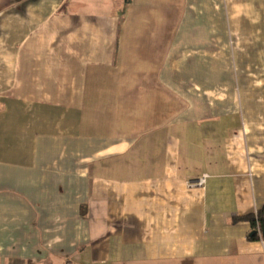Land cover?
<instances>
[{"label":"crops","instance_id":"obj_1","mask_svg":"<svg viewBox=\"0 0 264 264\" xmlns=\"http://www.w3.org/2000/svg\"><path fill=\"white\" fill-rule=\"evenodd\" d=\"M262 208L264 0H0V264H264Z\"/></svg>","mask_w":264,"mask_h":264},{"label":"trees","instance_id":"obj_2","mask_svg":"<svg viewBox=\"0 0 264 264\" xmlns=\"http://www.w3.org/2000/svg\"><path fill=\"white\" fill-rule=\"evenodd\" d=\"M249 222L252 228L257 231V235L252 240L264 241V208L255 214L248 215L241 218H235L234 223Z\"/></svg>","mask_w":264,"mask_h":264},{"label":"built area","instance_id":"obj_3","mask_svg":"<svg viewBox=\"0 0 264 264\" xmlns=\"http://www.w3.org/2000/svg\"><path fill=\"white\" fill-rule=\"evenodd\" d=\"M205 181H206V176H203L201 179H199V180L196 182V185L201 187V186L204 185Z\"/></svg>","mask_w":264,"mask_h":264},{"label":"water","instance_id":"obj_4","mask_svg":"<svg viewBox=\"0 0 264 264\" xmlns=\"http://www.w3.org/2000/svg\"><path fill=\"white\" fill-rule=\"evenodd\" d=\"M257 231H254L252 234H251V236H255V235H257Z\"/></svg>","mask_w":264,"mask_h":264}]
</instances>
